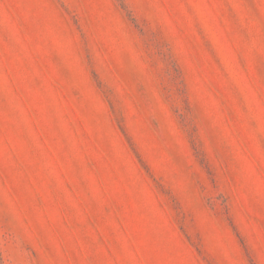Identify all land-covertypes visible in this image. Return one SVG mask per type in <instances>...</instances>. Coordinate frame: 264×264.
Listing matches in <instances>:
<instances>
[{"label":"rangeland","instance_id":"374dc122","mask_svg":"<svg viewBox=\"0 0 264 264\" xmlns=\"http://www.w3.org/2000/svg\"><path fill=\"white\" fill-rule=\"evenodd\" d=\"M0 264H264V0H0Z\"/></svg>","mask_w":264,"mask_h":264}]
</instances>
